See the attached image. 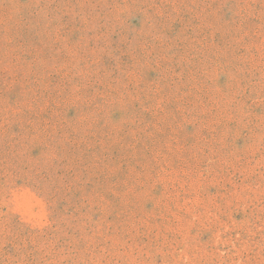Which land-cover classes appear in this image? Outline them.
<instances>
[{"label": "rangeland", "instance_id": "1", "mask_svg": "<svg viewBox=\"0 0 264 264\" xmlns=\"http://www.w3.org/2000/svg\"><path fill=\"white\" fill-rule=\"evenodd\" d=\"M0 264H264V0H0Z\"/></svg>", "mask_w": 264, "mask_h": 264}]
</instances>
